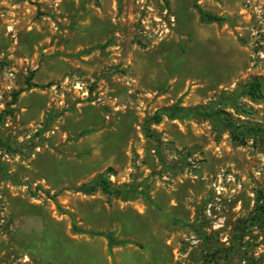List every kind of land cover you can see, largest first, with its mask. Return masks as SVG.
I'll use <instances>...</instances> for the list:
<instances>
[{"label": "rangeland", "instance_id": "rangeland-1", "mask_svg": "<svg viewBox=\"0 0 264 264\" xmlns=\"http://www.w3.org/2000/svg\"><path fill=\"white\" fill-rule=\"evenodd\" d=\"M198 3L0 0V264H264V142L193 112L264 128V0Z\"/></svg>", "mask_w": 264, "mask_h": 264}, {"label": "trees", "instance_id": "trees-1", "mask_svg": "<svg viewBox=\"0 0 264 264\" xmlns=\"http://www.w3.org/2000/svg\"><path fill=\"white\" fill-rule=\"evenodd\" d=\"M194 6L197 8L199 12L200 19L202 21L206 22H219L222 20L221 17H219L216 14H213L211 12L206 11L199 3L198 0H194ZM246 94L250 95L252 98H259L262 96L261 93V82L260 81H253L249 87L246 89ZM17 100V94L14 97V102ZM192 111L188 110L185 107L181 106H175L172 110H160L154 115V121L160 122L163 115H166L167 117L171 119H176L181 114L182 116H190V113ZM193 112L196 114L206 115L208 117H219L221 122L224 124V126L230 131L231 135L235 139H239L240 137H244L246 134H252L256 138L260 139L262 142H264V128L257 127V126H247L244 124H237L230 119H227L222 115V112L220 110H214V109H202L201 107H196L193 109ZM73 189L77 192H81L86 195H91L98 189H102L105 193L114 195L116 197L122 198L123 200H129L134 198L135 195H132V192H134V189H123V188H115L112 186V183L104 176L100 175L98 178L89 181L84 182L76 187H73ZM147 199L149 201L153 202V199L150 195L145 194ZM53 198H55L53 196ZM252 221H259L264 222V205L260 204L258 205V213L256 217ZM74 229L80 230L79 227L74 223ZM91 234L94 235H103L108 239V242L111 246H117L125 243L124 240L118 239L114 232H103V231H89ZM237 243V242H236Z\"/></svg>", "mask_w": 264, "mask_h": 264}, {"label": "built area", "instance_id": "built-area-1", "mask_svg": "<svg viewBox=\"0 0 264 264\" xmlns=\"http://www.w3.org/2000/svg\"><path fill=\"white\" fill-rule=\"evenodd\" d=\"M0 104H2V100L0 99Z\"/></svg>", "mask_w": 264, "mask_h": 264}]
</instances>
